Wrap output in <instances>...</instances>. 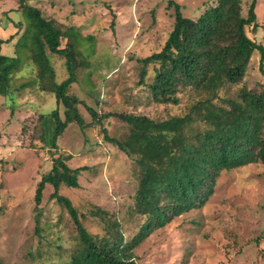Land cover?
<instances>
[{"label": "rangeland", "instance_id": "1", "mask_svg": "<svg viewBox=\"0 0 264 264\" xmlns=\"http://www.w3.org/2000/svg\"><path fill=\"white\" fill-rule=\"evenodd\" d=\"M170 1L179 4L184 16L195 18L218 0H23V4L39 8L43 15L73 26L77 34L69 36L80 60L71 90L81 99L79 109L85 125L69 123L53 148L55 121L51 111L56 101L50 93L39 109L44 114L41 121L44 146L23 138L16 162L8 160L9 166H0L2 264H62L81 247L67 209L50 196L54 187L49 183L43 190L36 225L33 195L36 182L52 164V155L70 154L69 166H86L78 175L79 185L61 184L58 194L71 201L88 232L101 237L114 221L128 240L139 228L143 217L133 211L139 168L103 138L101 125L92 120L84 105L99 114L127 112L154 120L188 111L198 96L193 88H180L179 103L173 105L154 102L146 85L137 83L140 69L137 59L158 51L173 26L174 8L168 5ZM249 2L241 0L243 15ZM18 6L19 0H0V52L17 60L13 78L8 84L2 82L0 87V100L9 102L11 114L17 106V83L33 78L25 39L16 46L28 23ZM255 14L256 32H252V23L246 26V32L264 45V0H256ZM65 42L63 38L62 44ZM49 59L56 71V82H60L68 73L64 57L50 52ZM151 74L150 66L146 82L151 81ZM241 85L256 90L264 88L256 51L243 81L221 89L219 95L236 97ZM17 116L14 113L15 120ZM29 118H23L22 122H29ZM102 125L109 136L120 139L129 131V126L115 116L104 118ZM12 127L18 128L17 124ZM96 208L106 213L100 218ZM134 254L139 264H264V165L257 162L222 170L213 192L201 207L155 227L134 248Z\"/></svg>", "mask_w": 264, "mask_h": 264}, {"label": "trees", "instance_id": "2", "mask_svg": "<svg viewBox=\"0 0 264 264\" xmlns=\"http://www.w3.org/2000/svg\"><path fill=\"white\" fill-rule=\"evenodd\" d=\"M255 3L256 0H250L243 15L241 0H218L195 18L184 16L178 3H168L174 8L173 26L158 51L137 59L140 64L137 83L146 85L154 102L173 105L179 103L180 88H193L198 96L184 114L154 120L127 112L99 114L84 105L92 120L101 125L103 138L139 168L133 211L143 220L128 240L114 221L105 235H92L71 201L58 194L61 184L77 187L78 175L86 166H69L70 154L52 155L51 167L36 182L33 200L38 225L43 190L46 184H51L54 191L50 196L67 209L75 225L81 247L62 264H139L134 248L155 227H162L174 216L201 207L213 192L222 170L257 162L264 165V88L256 90L241 85L236 97L219 95L221 89L243 81L255 51L259 54V71L264 76V45L246 32V26L251 23L252 32H256ZM18 8L25 13L28 23L16 46L25 39L26 56L33 74L32 81L22 82L20 87L35 84L39 90L54 95L57 107L51 111L55 121L51 146L55 148L56 139L69 123L85 125L79 109L81 99L71 90L80 65L79 52L69 38L76 32L73 26L43 15L39 8L25 5L23 0H19ZM63 38L66 39L64 44ZM50 52L64 57L68 73L60 82H56ZM16 62V57L0 52V81L6 84L11 81ZM150 66L151 81L146 82ZM58 106L62 107L63 118ZM110 116L129 126L123 139L109 136L103 127L102 120ZM38 118L29 139L32 144L44 146L39 123L41 114ZM96 209L100 218L106 213Z\"/></svg>", "mask_w": 264, "mask_h": 264}, {"label": "crops", "instance_id": "3", "mask_svg": "<svg viewBox=\"0 0 264 264\" xmlns=\"http://www.w3.org/2000/svg\"><path fill=\"white\" fill-rule=\"evenodd\" d=\"M1 84L2 81H0V87ZM20 84L21 82L17 83V98H16L17 106H15L14 109H12L13 110L12 114L8 110V108L11 107L9 102L8 101L1 102L0 100V104H2V106L0 107V163L3 160L7 161L3 165H0L2 167L3 166L6 167L10 165L8 160H13L16 162L17 150L21 151L22 149L19 144L20 141L23 138L29 139V134L30 132L32 133L34 126H36V124L38 123V119H39L38 117H40V114H41V118L39 123L41 126V121L44 114L40 112L39 109L41 106L45 104L44 101L49 99L48 94L50 93L39 90L35 84H28L25 85L24 87H20ZM1 93L2 90H0V94ZM29 103L32 104V107L29 105ZM58 108L61 117L62 107L58 106ZM16 112L18 113L17 120H15L13 117L14 113ZM27 117H30L28 119L30 121L22 122V119ZM15 124H17L18 128L17 129L14 127L11 128V126H15ZM34 149H36V147L33 148V150ZM44 150L47 149L45 148Z\"/></svg>", "mask_w": 264, "mask_h": 264}]
</instances>
